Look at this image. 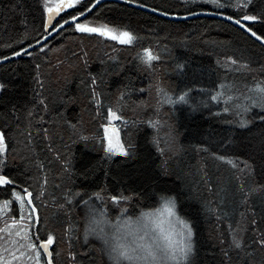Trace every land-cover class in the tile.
<instances>
[{
    "label": "trees",
    "instance_id": "trees-1",
    "mask_svg": "<svg viewBox=\"0 0 264 264\" xmlns=\"http://www.w3.org/2000/svg\"><path fill=\"white\" fill-rule=\"evenodd\" d=\"M233 2L221 0L225 4ZM87 3L88 0H82V4L66 9L61 17L67 19L77 10L83 11ZM138 3L169 14L214 10L235 15L239 11L232 7L218 8L210 0H138ZM247 11L264 12V0H252ZM61 17L54 23H61ZM46 19L43 0H0V56H9L45 36L42 24ZM87 19L127 29L140 39L133 46L119 45L96 34L79 33L69 25L46 42L47 48L43 44L28 52L32 55L23 54L0 64V84L4 85L0 89V129L5 131L9 144L3 174L15 176L17 184L29 187L34 195L37 178L47 174L49 183L43 199L48 203L41 205L40 200L35 201L41 222L33 225V231L39 227L42 233L52 231L56 236L52 246L54 264H70L66 257L69 244L78 253V264H113L99 250L103 246L101 239L90 235L87 242L84 240L89 208L80 200L88 199L85 191L91 194L102 188L107 190L101 193L104 196L121 190L126 195L138 193L130 201L119 202L118 207L110 200L102 203L92 197L91 205L107 209L105 229L113 227L117 217L138 218L142 211L154 212L161 207L162 197H174L176 212L193 227L196 252L191 264H264V252L259 249L246 257L244 252L229 247L232 240L229 225L236 228L239 222L246 227L245 239L249 243L264 231V194L243 202L232 179L235 170L196 148L206 145L211 152L236 159L241 167L242 161H249L254 165L255 180L264 184V121L257 119L264 116V111L253 109L245 116L250 124L241 127L235 109L224 112L223 99L211 100L221 84L234 85V90L246 93L253 78L264 79V72L260 71L264 66V47L225 20L202 16L176 21L116 1L101 3ZM254 30L262 32L264 24L257 23ZM144 47H150L160 57L152 68L142 66L137 59L136 54ZM81 50L88 53L87 68L80 61ZM227 56L240 58L242 63L249 61L256 71L226 67ZM89 72L102 74L103 83L98 91L102 90L106 98L99 113L86 86ZM157 82L174 103L156 105ZM121 89L131 90L130 99L125 97L129 102L123 113L127 124L116 122L122 141L131 147L127 155L110 157L106 154L103 125L107 122L106 107L115 102ZM185 92L187 102L177 100ZM141 100L149 104L143 110L134 103ZM149 118L167 121L172 126L173 151H158L153 141L155 130L146 123ZM43 129H48L47 136ZM26 132L31 133L30 140L26 139ZM160 147L165 145L161 143ZM65 159L70 162L68 172L64 170ZM38 162L43 163V169ZM204 172L211 178V191L204 182ZM65 188L81 190L71 205L65 203L62 195ZM5 199L13 201L11 211L17 216V201L8 186H0V201ZM217 206L223 211H209ZM121 208L126 211L121 212ZM249 209L255 211L254 226L241 215L245 213L250 218ZM2 222L0 216V227ZM69 223L76 227L65 235ZM109 240L115 242L113 236ZM121 264L130 262L122 260Z\"/></svg>",
    "mask_w": 264,
    "mask_h": 264
},
{
    "label": "snow or ice",
    "instance_id": "snow-or-ice-1",
    "mask_svg": "<svg viewBox=\"0 0 264 264\" xmlns=\"http://www.w3.org/2000/svg\"><path fill=\"white\" fill-rule=\"evenodd\" d=\"M130 3H138V0H129ZM211 3L217 5L218 8L226 9L232 7L239 10L235 15H227L226 19L232 22L234 25L238 26L241 30L247 33L250 37L255 38L257 42L264 47V30L258 32L255 29L257 23L264 24V12L258 14H253L249 11V6L252 4V0H234L231 4L221 3V0H210ZM101 3V0H88V3L83 6V11H76L75 15H69L67 19H63L61 14L65 12L66 9H74L75 5L82 4V0H43V10L47 14V19L42 24L44 28H51L55 31L57 28L63 29L65 25L70 22L74 26V29L79 33L83 34H96L99 37H105L111 41L118 42L119 45L133 46L140 38L124 28L113 26L109 23H104L96 20H89L87 18L81 20L86 16L87 13H91L95 7ZM142 7H148L147 5H141ZM158 9H154L156 11ZM243 13V14H240ZM168 15L169 13H164ZM220 16H225L224 11L217 13ZM61 17L62 23L53 21ZM37 44L40 43L39 40L36 41ZM31 47V45H29ZM43 48H47V43L44 44ZM41 48V51H43ZM115 51V49H113ZM21 52H26L24 48L20 51H13V56H19ZM32 55V53H26ZM73 55H76L73 53ZM137 59L141 62V65L146 68H152L153 62L160 59L159 55L155 54L150 47H144L138 52ZM0 59L6 60L8 57L0 56ZM109 59H115V57H109ZM80 61L87 68L88 65V53L87 51L81 50ZM219 62V61H218ZM225 66L232 68L236 66V71L246 70L248 72L256 71L251 67V63L245 60L243 63L240 58L234 56H227L225 59ZM37 68L40 66L37 65ZM180 67V66H178ZM260 71L264 72V66H261ZM39 75V73H38ZM88 84L86 85L89 89V94L97 105V113H99L100 106L105 102V93L103 91H98L101 84L103 83L102 74L87 73ZM81 83H84L81 81ZM42 86V85H41ZM4 88L3 84H0V89ZM153 86H149V92ZM247 92H239L234 90V85L221 84L219 90L211 96V100L223 99L225 107L222 109L224 112H229L235 109V114L240 116V126L246 127L250 124V121L245 119V116L250 113L253 109L259 108L264 111V79L256 80L253 78V83L251 86H246ZM137 92H143L144 89H136ZM156 93V105L159 106L163 102L169 104L174 103L171 96L167 91L162 88L159 82L155 85ZM231 93V94H230ZM131 96V90L121 89L118 90L116 99L114 103L108 104L106 107V121L103 125L104 139L107 141V152L108 153H124L128 154V147L121 140L120 131L116 127L114 121H120L127 124L124 116V110L128 106V100L125 97ZM177 100L181 102H187L188 94L187 92L182 93L177 97ZM41 103H44L41 101ZM136 107L143 110L144 107L149 106L147 100H141L134 102ZM45 109L47 104H44ZM32 116V112L28 113ZM43 119V117H41ZM257 119L264 121V116H257ZM71 127H75L70 122H68ZM146 123L149 124L154 130L155 135L153 137L154 143L157 145L158 151L161 153L165 150L173 151L175 145V135L173 133L172 126L168 124L167 121H162L160 119H147ZM30 126V125H29ZM44 134L47 136L48 129H43ZM26 139H31V133L26 132ZM83 139H88V137H82ZM163 143L165 147H160ZM264 143V142H262ZM198 151L209 153L215 160L223 162L230 165L234 169L232 179L236 182V190L241 194L243 202H247L251 197L257 194H264V184L258 183L255 180V169L254 165L249 163V161H242L243 167L236 159L220 155L216 152H211L209 147L206 145H197ZM15 149H13L14 151ZM9 151L8 138L3 129H0V186H8L10 189V195L18 201V217L9 214L5 218V224L3 228H0V234H6V239L4 236H0V264H54V251L52 246L56 242V236L52 231L41 232L40 228L37 227L33 231V225H39L41 222V216L39 212V206L35 203L36 200L41 201V205L48 203L47 200L43 199L47 194V185L49 183L47 174H42L41 177L37 178L38 189L36 194L29 190V187H25L24 184H17V178L15 176H10L3 174V167L7 160V153ZM57 158L60 154L57 153ZM39 163V168L43 169V163ZM65 167V172L70 171V162L68 160L63 161ZM204 166L202 165L201 168ZM264 174V170H262ZM204 182L208 187V190H212V184L210 182L211 178L208 177L207 172L203 173ZM17 187L19 191H17ZM106 189H100V191H93L89 194L85 191L83 194L88 197V199H81L80 203L88 206V220L84 228V240L87 242L88 237L96 236L103 241V246L99 249L105 252L109 260L113 261V264H121L122 260H127L130 264H191L193 257L195 256L196 248L194 243V232L192 224L176 216L175 213V198L167 197L164 200L163 208L167 213L169 218H175L179 223L180 227L176 228L175 224L169 220L170 227L165 229L161 226L158 220H154L156 213H159V209L156 212L151 210L142 211L141 216L133 221L131 217H126L123 223L116 226L115 232L109 233L105 231L104 224L108 223L105 212L106 208L97 209L90 204L92 197H96L102 203L110 200L113 203L126 202L137 196L138 193H130L128 195L124 194L121 190L118 194H109L107 196L101 195L102 192H106ZM223 191V189H221ZM62 195L65 197V203L71 205L74 197L81 195V190L76 189L73 191L72 188H65ZM55 197L52 200L55 201ZM13 203L12 200L5 199L0 202V213H3L5 209ZM223 204V200L220 201ZM58 207L63 208L64 205H58ZM121 212L126 211V209L121 208ZM209 211L222 212L223 209L217 206L215 209L209 208ZM252 212V216L249 218L245 213H242V217L248 219L250 225H256L257 221L255 219L254 209H249ZM99 217V218H98ZM117 221L120 217L116 218ZM152 221V224H149ZM135 223V228H129L130 224ZM75 225L69 223L65 230V235L68 231L75 229ZM158 229L157 232H153L152 229ZM232 233L230 248L236 250L237 252H244L246 257H251L255 254V251L259 249L264 252V231L260 232L257 237L253 238L249 243L245 239V233L247 232L246 227H241L239 222L236 228H232L229 225ZM122 229H126L125 236H130L131 240L127 243L122 241V238L118 233ZM143 232V235H139ZM46 238H41V236ZM109 235L115 238V242L109 240ZM147 238V239H146ZM7 245V246H5ZM251 248L252 251H247ZM55 255H59L56 252ZM78 253L73 251L71 245L68 246V251L66 257L69 259L70 264H78L76 261ZM225 257H228V253H224Z\"/></svg>",
    "mask_w": 264,
    "mask_h": 264
},
{
    "label": "water",
    "instance_id": "water-1",
    "mask_svg": "<svg viewBox=\"0 0 264 264\" xmlns=\"http://www.w3.org/2000/svg\"><path fill=\"white\" fill-rule=\"evenodd\" d=\"M105 1H116V2H120V3L126 4V5H130V6H133V7H137V8H140V9H143V10H146V11H149V12L154 13V14H157V15H159L161 17H164V18H167V19H171V20H176V21H179V20H187V19H191V18H195V17H202V16H204V17H213V18H217V19H221V20H225L227 22H230V21H228L226 19V16L229 15V14H226L225 13L226 14L225 16H220V15L217 14L220 11H214V10H199V11H195V12H191V13H186V14H168V15H165L164 13H166V12H163V11H160V10L154 11L155 8H152V7H149V6L148 7H142L141 5H143V4H140V3H130L129 0H101V3L105 2ZM97 7H95L93 9V11ZM91 13H87L85 17L80 18V19L83 20V19L87 18ZM55 21H56V19L53 21V23ZM230 23H232V22H230ZM69 25H72L71 22L68 25H65L63 27V29L65 27L69 26ZM61 30L62 29L57 28L55 31H52L51 28H46V32L47 33H46L45 36H43L41 39H39L40 43L37 44L36 42H34V43L30 44L31 47H29V45L26 46V47H24V49L26 50V52H21V54L19 56H21L23 54H26V53H28V52L36 49L37 47L45 44L47 41H49L52 37H54ZM253 39L255 40V38H253ZM19 56H13L12 54L9 55V56H6V57H8V59H6V60L0 59V64L1 63H4V62H7L9 60H13V59H15V58H17Z\"/></svg>",
    "mask_w": 264,
    "mask_h": 264
},
{
    "label": "rangeland",
    "instance_id": "rangeland-1",
    "mask_svg": "<svg viewBox=\"0 0 264 264\" xmlns=\"http://www.w3.org/2000/svg\"><path fill=\"white\" fill-rule=\"evenodd\" d=\"M213 5H216V4H213ZM204 6H205V5H204ZM207 6H208V5H207ZM209 7L216 8L215 6H212V5H209ZM195 8H196V7H195ZM106 123H107V122H106ZM113 123H115V124H116V127L119 129V127H118V125H117V122L114 121ZM120 136H121V135H120ZM121 140H122V139H121ZM106 146H107V141H106ZM106 148H107V147H106ZM118 154H124V153H108V156L112 157V156H115V155H118ZM0 202H2V201H0ZM17 204H18V201H17ZM17 204H16V205H17ZM112 204H113L115 207H118V206L120 205L119 203H113V202H112ZM12 208H13V204H11V205L9 206V208L5 209L3 213H0V216H1L2 221H3V222H2V225H1L0 228H3V227H4V224H5V218H6L9 214H11L12 216H16L15 213H14L13 211H11ZM158 209H159V213H156V215H155V217H154V220H158V221L161 223V226H162V227H164L165 229L169 228V227H170V225H169V220H171L172 223L175 224V227H176V228H179V227H180L179 223L175 220V218H169V217L167 216V213L165 212V210H164V208H163V205H162L161 207H159ZM16 211H17V213H18V207L16 208ZM154 212H156V211H154ZM175 213H176V216L180 217L179 214L176 212V210H175ZM18 215H19V213L17 214V217H18ZM180 218H181V217H180ZM124 220H125V218H123V219L120 218L119 221H116V222L113 224V227H110V225H108V227H110V228L105 229V231H106V232H109V233L115 232V230H116V226L119 225L120 223H123ZM132 220H133V221H136L137 218H132ZM149 224L151 225V224H152V221H149ZM135 227H136L135 223L129 225V228H135ZM126 231H127L126 229H122L121 232L118 233V235L121 236L122 241L125 242V243H127V242H129V241L131 240V237H130V236H125V232H126ZM152 231H153V232H157L158 229L153 228ZM139 235H143V232H140ZM0 236H4V238L6 239V234H0ZM109 236H111V235H109ZM146 239H147V238H146ZM0 243H3V241L0 240ZM5 246H7V245H5Z\"/></svg>",
    "mask_w": 264,
    "mask_h": 264
}]
</instances>
